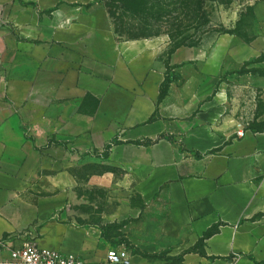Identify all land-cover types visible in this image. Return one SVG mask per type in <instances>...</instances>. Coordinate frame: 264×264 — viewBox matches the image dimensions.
Returning <instances> with one entry per match:
<instances>
[{
  "label": "crops",
  "instance_id": "0c3cea01",
  "mask_svg": "<svg viewBox=\"0 0 264 264\" xmlns=\"http://www.w3.org/2000/svg\"><path fill=\"white\" fill-rule=\"evenodd\" d=\"M170 44L120 35L103 0H0V237L108 264L154 225L133 196L166 192L178 261L131 264H264V128L231 113L225 82L202 96L199 48L168 63Z\"/></svg>",
  "mask_w": 264,
  "mask_h": 264
},
{
  "label": "rangeland",
  "instance_id": "374dc122",
  "mask_svg": "<svg viewBox=\"0 0 264 264\" xmlns=\"http://www.w3.org/2000/svg\"><path fill=\"white\" fill-rule=\"evenodd\" d=\"M103 1L105 4V0ZM205 9L210 19L208 33L197 45L186 46L200 50L197 64L206 81L201 94L205 97L212 96L225 82L226 88L222 93L230 99L231 113L237 117L244 113L246 128L261 130L264 128V0H228L226 3L207 0ZM121 19L118 21L122 25V31L117 32L124 37H128L127 31L131 26L134 27L131 28L132 31L137 32L136 28L141 25L134 18ZM191 21L181 16L180 20H164L160 27H155L158 28L159 35H166L171 40L168 55L165 56L168 63L175 49L169 30L175 27L182 29ZM163 60L164 57L162 62ZM170 67L168 65L169 70ZM102 171H110V168L89 164L86 175L89 177ZM86 193L94 195L95 191L88 186ZM133 205L140 217L150 219L154 225L150 232L143 231L142 226L134 225L128 234H120L117 243L124 245L130 253H139L152 260L166 259L167 263L175 262L177 258L171 260L167 256L174 241L165 238L160 229L167 211L166 192L157 196L150 204L144 203L135 195ZM196 245L201 250V243Z\"/></svg>",
  "mask_w": 264,
  "mask_h": 264
},
{
  "label": "trees",
  "instance_id": "16d2710c",
  "mask_svg": "<svg viewBox=\"0 0 264 264\" xmlns=\"http://www.w3.org/2000/svg\"><path fill=\"white\" fill-rule=\"evenodd\" d=\"M216 1L226 3L228 0ZM206 2L207 0H105V6L116 31H122V25L118 21L122 20L121 18L130 17L140 22L141 25L136 28L137 32L132 31L133 26L128 29V38L159 35L158 28L155 27H160L164 20H180L181 16L192 20L182 29L175 27L169 30L176 49L181 46H195L208 33L210 19L205 9ZM213 232L209 231L205 237Z\"/></svg>",
  "mask_w": 264,
  "mask_h": 264
},
{
  "label": "built area",
  "instance_id": "2783aa9c",
  "mask_svg": "<svg viewBox=\"0 0 264 264\" xmlns=\"http://www.w3.org/2000/svg\"><path fill=\"white\" fill-rule=\"evenodd\" d=\"M237 134L244 136V130L240 129ZM106 260L108 264H131L130 254L124 247L109 249ZM0 264H84V262L77 256L41 247L31 238L22 240L18 246H13L8 243V238L0 237ZM229 264H235V261Z\"/></svg>",
  "mask_w": 264,
  "mask_h": 264
}]
</instances>
